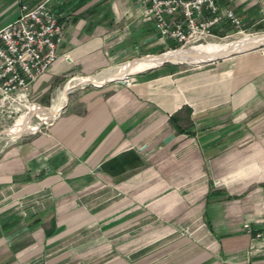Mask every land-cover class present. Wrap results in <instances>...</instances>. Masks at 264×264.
I'll list each match as a JSON object with an SVG mask.
<instances>
[{
  "label": "crops",
  "instance_id": "0c3cea01",
  "mask_svg": "<svg viewBox=\"0 0 264 264\" xmlns=\"http://www.w3.org/2000/svg\"><path fill=\"white\" fill-rule=\"evenodd\" d=\"M20 1L40 0H0V27ZM215 2L241 23L222 16L205 41L264 31V0ZM48 3L64 34L29 84L37 101L178 44L144 19V0ZM234 50L103 78L0 148V264H264L242 228L264 229V42Z\"/></svg>",
  "mask_w": 264,
  "mask_h": 264
},
{
  "label": "built area",
  "instance_id": "2783aa9c",
  "mask_svg": "<svg viewBox=\"0 0 264 264\" xmlns=\"http://www.w3.org/2000/svg\"><path fill=\"white\" fill-rule=\"evenodd\" d=\"M143 17L152 20L160 35L180 44L205 41L209 27L222 16L240 26V18L230 9H219L215 0H144ZM207 9L211 17L201 19ZM181 12L182 21L170 16ZM64 24L48 0L35 4L20 1L15 18L0 27V104L4 99H15L29 89V84L48 70L57 59V45L63 38ZM202 42H199L201 44ZM194 45V44H192ZM250 233L247 254L264 250V229L251 222L242 224Z\"/></svg>",
  "mask_w": 264,
  "mask_h": 264
},
{
  "label": "rangeland",
  "instance_id": "374dc122",
  "mask_svg": "<svg viewBox=\"0 0 264 264\" xmlns=\"http://www.w3.org/2000/svg\"><path fill=\"white\" fill-rule=\"evenodd\" d=\"M233 32H230L231 34L226 35V36H222V37H216L214 39H208L207 41H198L196 43H184V44H180L178 43L176 47L172 48V49H168V52L171 51H177L180 49H190V48H197V47H204V46H208L211 43L214 42H223V41H228V40H235L241 37H245L247 35H257V34H261L264 33V31H250L249 29H243L242 31H237L238 29L233 27ZM199 42H202V44H199ZM194 44V45H192ZM196 44V45H195ZM192 45V46H191ZM190 46V47H189ZM165 52L163 54L160 55H164L168 52ZM157 55V56H160ZM152 57V56H149ZM180 67L181 68H187V67H192V66H197L199 64L197 63H193V62H182L180 63ZM98 73L96 75L99 76ZM78 76H82V75H75V76H69L66 77L64 79H61L60 81H58L57 83L54 84V86L50 89V91L47 93L46 97H44L43 99H40V101L34 100L30 91L28 90L25 95H21L19 97H16L15 99L12 98H7L4 99L1 104H0V148H2L3 146L14 142L22 137H25L29 134L38 132L39 130H41L47 123H49L52 118H54L55 116H52L50 119H47L45 121H42L37 115H32L30 117L29 120V124L32 126V130L31 131H27L25 129H21L19 132L16 133H9L8 130L15 126L19 120V122H21L22 120H26V115H27V111H28V106L31 104H36L39 105L41 107H52L54 104L55 99L58 97V94L60 93L59 91H61L64 87V85L71 79L78 77ZM125 78V77H122ZM121 79V78H120ZM117 80V79H114ZM97 82H83V83H78L75 86H73V88H71L68 92H67V97H66V103L64 104V106L60 109L59 113L64 110V108L66 107L68 101L72 98V96L80 89L87 88V87H92L94 85H96ZM40 102V103H37ZM28 125V126H30ZM30 126V127H31Z\"/></svg>",
  "mask_w": 264,
  "mask_h": 264
},
{
  "label": "bare ground",
  "instance_id": "6f19581e",
  "mask_svg": "<svg viewBox=\"0 0 264 264\" xmlns=\"http://www.w3.org/2000/svg\"><path fill=\"white\" fill-rule=\"evenodd\" d=\"M261 42H264V33L257 34V35H247L245 37H241L235 40L214 42L204 47L190 48L187 50L180 49L177 51L168 52L160 56H152V57H146L140 60H135L125 65L116 67L115 69L110 70L107 74L105 73V74H100L99 76L96 75L92 77L75 78L73 80H69L64 85L63 89L59 91L60 93L58 94V97L55 99L52 107L50 108L41 107L36 104L29 105L27 115H26V120L24 121L22 120L21 122H19L18 120L17 124L11 127L8 130V132L16 133V132H19L21 129L31 131L32 126L29 124L30 123L29 120L32 115H37L42 121L50 119L52 116H56L59 113L60 109L66 103L67 92L78 83H83L87 81L100 82V80L103 78L123 76L126 71L146 67V66L156 64L159 62L161 63V61L165 59L177 60V61H195V62L201 61L209 57L212 58V56L220 55V54L226 53L234 49L236 50L239 48L252 47L259 43L261 44ZM99 84H102V83H99ZM28 125H30L31 127Z\"/></svg>",
  "mask_w": 264,
  "mask_h": 264
},
{
  "label": "water",
  "instance_id": "95a60500",
  "mask_svg": "<svg viewBox=\"0 0 264 264\" xmlns=\"http://www.w3.org/2000/svg\"><path fill=\"white\" fill-rule=\"evenodd\" d=\"M121 81H123V79H120Z\"/></svg>",
  "mask_w": 264,
  "mask_h": 264
}]
</instances>
